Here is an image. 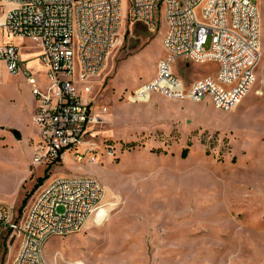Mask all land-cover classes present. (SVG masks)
<instances>
[{"label": "rangeland", "instance_id": "374dc122", "mask_svg": "<svg viewBox=\"0 0 264 264\" xmlns=\"http://www.w3.org/2000/svg\"><path fill=\"white\" fill-rule=\"evenodd\" d=\"M253 2L260 15L255 82L235 109L224 112L209 98L190 102L152 93L143 103L125 101L155 74L165 25L162 12L155 30L128 23L129 0H121L120 41L87 81L92 91L86 98L101 119L78 147L80 162L68 152L61 164H33L38 131L31 86L0 63V202L10 217L21 220L39 191L58 178L90 177L104 192L86 227L47 239L44 261L264 264V0ZM196 14L205 22L199 9ZM12 42L44 86L34 59L38 49L26 39ZM183 63L172 69L185 82L215 70L211 63ZM7 241L4 233L0 264H10L17 249L18 240Z\"/></svg>", "mask_w": 264, "mask_h": 264}, {"label": "built area", "instance_id": "2783aa9c", "mask_svg": "<svg viewBox=\"0 0 264 264\" xmlns=\"http://www.w3.org/2000/svg\"><path fill=\"white\" fill-rule=\"evenodd\" d=\"M197 9L205 22L198 20ZM159 12L165 25L164 56L153 77L125 101L143 103L156 93L190 102L209 98L216 110L235 109L249 94L260 59V15L253 0H129L126 21L155 30ZM122 20L121 0H0V63L7 74L26 79L35 102L33 164H61L68 152L77 162L84 158L78 147L101 119L86 98L92 91L87 81L119 43ZM15 38L38 49L34 59L43 69L44 86L20 58ZM178 61L185 67L186 62L211 63L215 70L185 82L172 69ZM103 197L96 180L75 176L43 187L21 220H13L0 202V239L7 233L8 245L18 240L10 264H46L42 251L47 239L81 231Z\"/></svg>", "mask_w": 264, "mask_h": 264}, {"label": "crops", "instance_id": "0c3cea01", "mask_svg": "<svg viewBox=\"0 0 264 264\" xmlns=\"http://www.w3.org/2000/svg\"><path fill=\"white\" fill-rule=\"evenodd\" d=\"M34 110H35V107H34ZM33 114H34V111H33ZM34 135V134H33ZM35 136V135H34ZM36 139V138H35ZM65 156H66V154H65ZM65 156H64V159H65ZM89 221V220H88ZM88 221L86 222V224L88 223ZM86 224H85V226L84 227H86ZM45 263L46 264H51V263H49L48 261H45Z\"/></svg>", "mask_w": 264, "mask_h": 264}, {"label": "water", "instance_id": "95a60500", "mask_svg": "<svg viewBox=\"0 0 264 264\" xmlns=\"http://www.w3.org/2000/svg\"><path fill=\"white\" fill-rule=\"evenodd\" d=\"M15 134V133H14ZM16 135V134H15ZM17 139H18V136L16 135Z\"/></svg>", "mask_w": 264, "mask_h": 264}, {"label": "trees", "instance_id": "16d2710c", "mask_svg": "<svg viewBox=\"0 0 264 264\" xmlns=\"http://www.w3.org/2000/svg\"><path fill=\"white\" fill-rule=\"evenodd\" d=\"M24 202V201H23Z\"/></svg>", "mask_w": 264, "mask_h": 264}]
</instances>
